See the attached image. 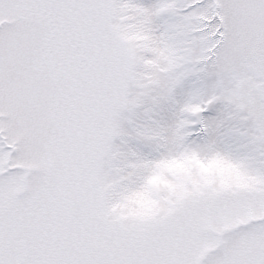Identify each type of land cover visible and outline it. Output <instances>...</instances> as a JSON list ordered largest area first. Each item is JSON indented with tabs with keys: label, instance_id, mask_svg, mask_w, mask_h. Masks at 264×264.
<instances>
[{
	"label": "snow or ice",
	"instance_id": "obj_1",
	"mask_svg": "<svg viewBox=\"0 0 264 264\" xmlns=\"http://www.w3.org/2000/svg\"><path fill=\"white\" fill-rule=\"evenodd\" d=\"M0 264H264V0H0Z\"/></svg>",
	"mask_w": 264,
	"mask_h": 264
}]
</instances>
